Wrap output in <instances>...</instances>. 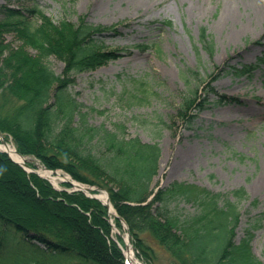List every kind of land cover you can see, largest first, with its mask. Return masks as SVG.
<instances>
[{
	"label": "trees",
	"instance_id": "16d2710c",
	"mask_svg": "<svg viewBox=\"0 0 264 264\" xmlns=\"http://www.w3.org/2000/svg\"><path fill=\"white\" fill-rule=\"evenodd\" d=\"M0 13V132L21 156L107 191L117 215L110 217L107 206L81 191L55 189L0 152V264H125L122 241L114 234V227L125 231L121 220L147 262L156 257L150 237L170 264H262L251 251L262 217L253 218L235 240L240 207L248 200L243 188L225 194L179 183L157 188V142L89 123L71 89L77 75L120 56L101 40L111 27L90 23L84 15L54 22L36 3L24 10L0 5ZM5 33L17 44L7 42ZM198 41L210 54L203 29ZM50 57L63 64L59 74L48 65ZM258 63L264 64V54ZM251 70L230 66L227 74L242 78ZM193 72L186 69L182 75L187 79ZM210 83L182 97L175 115L182 127L193 128L211 95L216 104L228 103ZM182 202L196 207V213L182 216Z\"/></svg>",
	"mask_w": 264,
	"mask_h": 264
},
{
	"label": "rangeland",
	"instance_id": "374dc122",
	"mask_svg": "<svg viewBox=\"0 0 264 264\" xmlns=\"http://www.w3.org/2000/svg\"><path fill=\"white\" fill-rule=\"evenodd\" d=\"M35 3L54 22L76 21L77 15H84L90 23L112 28L101 40L120 56L77 75L71 89L87 111L89 123L123 130L125 136L143 142H157L161 148L157 188L179 183L222 194L243 188L248 200L240 207L235 240L243 237L253 218L262 217L251 251L264 264V64L258 63L264 54V0H0L1 6L23 10ZM193 7L200 13L193 15ZM201 29L212 44L210 54L198 41ZM231 34H235L232 39ZM4 39L17 44L11 33H5ZM47 63L56 74L62 71L63 64L54 57ZM243 65L251 67L250 74L242 78L227 74L230 66ZM186 69L195 75L184 78ZM207 81L228 103L216 104L217 97L211 95L210 104L188 130L176 118V110L188 89L202 88ZM0 139L13 144L4 134ZM21 157L30 160L26 165L32 170L43 167L35 158ZM58 172L63 176L59 188L35 174L57 190L78 191L77 183L96 189ZM64 183L72 187L65 188ZM101 193L105 194L96 190L91 196L84 194L104 204ZM196 210L191 204H179L182 216ZM146 240L156 252L148 262L138 256L129 234L136 260L170 264L165 250L150 237Z\"/></svg>",
	"mask_w": 264,
	"mask_h": 264
},
{
	"label": "bare ground",
	"instance_id": "6f19581e",
	"mask_svg": "<svg viewBox=\"0 0 264 264\" xmlns=\"http://www.w3.org/2000/svg\"><path fill=\"white\" fill-rule=\"evenodd\" d=\"M192 12H193V15H197L200 13V11L196 8V7H193L192 8ZM228 17H232V14L231 13H228L227 15ZM235 36V34H231L229 37L230 39H232L233 37ZM0 151H6L9 156L16 162H18L19 164L23 165V166H27L26 163L30 162V160H28L27 158H22L21 156H19L17 153H16V150H15V147L13 146L12 143H0ZM37 167L39 166L38 164H36ZM26 169L29 170V167H26ZM37 171V170H36ZM41 176L45 177L46 179H48L55 187L59 188L58 186V183L62 182L63 181V176L60 172H58L57 174L55 173H52L50 171H47L45 170L43 167H40L39 166V170L37 171ZM99 197L103 200V201H106V196L104 193H101L99 195ZM123 229L128 232V227H123ZM114 234L115 235H118V236H121L122 237V240L124 242V254H125V257H126V262L127 264H141L140 262H138L134 256V252L132 250V246L131 244L129 243L128 241V237L127 235H123L121 234V232L119 230H117L116 228H114Z\"/></svg>",
	"mask_w": 264,
	"mask_h": 264
},
{
	"label": "water",
	"instance_id": "95a60500",
	"mask_svg": "<svg viewBox=\"0 0 264 264\" xmlns=\"http://www.w3.org/2000/svg\"><path fill=\"white\" fill-rule=\"evenodd\" d=\"M0 136H2V133L0 132ZM0 141L2 142V143H5V141L3 140V139H0ZM1 152H4V153H6V154H8L6 151H1ZM9 155V154H8ZM20 156V155H19ZM10 157V156H9ZM11 158V157H10ZM12 159V158H11ZM13 160V159H12ZM14 161V160H13ZM14 162H16V161H14ZM16 163H18V162H16ZM19 164V163H18ZM21 165V164H20ZM25 170H27L26 169V167H29L28 165L27 166H23V165H21ZM45 170H47L48 171V169H46V168H44ZM28 172H34V173H37V171L36 170H32L31 168H29V171ZM51 172H53V173H56V171H51ZM38 174V173H37ZM66 182H69V181H66ZM76 189L78 190V191H83L84 193H86V194H88V195H90L91 196V192L93 191V190H96V191H102V192H105V194H106V201H105V203H104V205L105 206H107V207H109V208H111V206H110V201H109V198H108V194H107V192L106 191H103L102 189H99V188H96V189H90V188H83V187H80L79 185H78V183L76 184ZM92 197H93V195H92ZM95 197V196H94ZM97 198V197H96ZM112 209V208H111ZM110 215L111 216H116V213H112L111 211H110ZM123 222V221H122ZM123 226L124 227H127L126 226V224L123 222ZM127 237H128V239H129V233L127 232ZM130 241V240H129Z\"/></svg>",
	"mask_w": 264,
	"mask_h": 264
}]
</instances>
